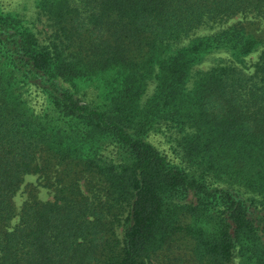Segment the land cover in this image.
Returning <instances> with one entry per match:
<instances>
[{
    "label": "trees",
    "instance_id": "1",
    "mask_svg": "<svg viewBox=\"0 0 264 264\" xmlns=\"http://www.w3.org/2000/svg\"><path fill=\"white\" fill-rule=\"evenodd\" d=\"M36 8L41 39L0 9V264H264V0Z\"/></svg>",
    "mask_w": 264,
    "mask_h": 264
},
{
    "label": "rangeland",
    "instance_id": "2",
    "mask_svg": "<svg viewBox=\"0 0 264 264\" xmlns=\"http://www.w3.org/2000/svg\"><path fill=\"white\" fill-rule=\"evenodd\" d=\"M36 1L37 0H0V9L3 11H10L17 14H20V17L25 18L26 21H28L29 25L31 26V29L35 36L38 39H41L44 35V31L46 30V26L44 24V17L39 16L37 13L36 8ZM236 19H231L227 21L226 23L214 25L211 28L203 27L196 31L194 33L193 37L196 36H203L207 35L208 33H211L212 31L216 30L219 27H224L228 25L229 22H232ZM246 20V19H243ZM188 39H185L182 41V43H179L178 46H181L183 44H186ZM257 52H254L247 56L244 59V62L246 65V71L250 72L252 69V66L250 65L251 62H253L257 57ZM229 58V55L227 53L221 52H212L208 54L204 60L197 65H194L191 69L190 75H193L195 71L197 70H203L207 69L210 66L220 63V60H227ZM79 91L80 93H83V97L90 100L97 101L99 99V92L100 88L90 81L87 82H80L78 83ZM153 88V83H149L146 92L143 95V97H146L150 94L151 90ZM37 100V96L36 99ZM168 132L164 130L159 131H150L146 134L145 140L152 146H154L157 150H159L161 153H163L169 163L171 164H180L179 159L176 157V154L172 152V148L170 146V142L168 141ZM24 183H27L28 186L25 188L30 190L32 195L36 197L37 199L46 200L50 199L51 191L50 189L41 186V183L38 182L36 174H30L25 177ZM222 186L221 184H219ZM25 196V193L22 192L19 196H15V203L18 204ZM119 230V228H117ZM232 264H235L234 262Z\"/></svg>",
    "mask_w": 264,
    "mask_h": 264
}]
</instances>
